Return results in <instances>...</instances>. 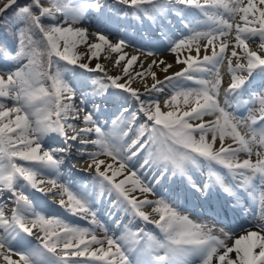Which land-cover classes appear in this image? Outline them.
<instances>
[{
    "label": "snow or ice",
    "instance_id": "6c2138e0",
    "mask_svg": "<svg viewBox=\"0 0 264 264\" xmlns=\"http://www.w3.org/2000/svg\"><path fill=\"white\" fill-rule=\"evenodd\" d=\"M191 9L208 29L173 39L169 16L184 20ZM92 15L102 28L79 26ZM133 21L155 26L163 50L176 54L173 63H143L125 50L126 39H110L112 28ZM233 28L229 51L221 38ZM0 32V98L15 101L0 103V264H264V0H0ZM202 47L211 52L201 59ZM45 56L48 71L41 70ZM101 58L120 73L108 75ZM225 61L231 78L221 104ZM174 65L181 67L169 74ZM76 69L83 71L69 82L65 71ZM145 73L152 83L142 92L132 83ZM165 87L174 92L168 107L182 98L190 110L162 111L151 94ZM108 101L120 105L111 127L100 119ZM74 153L88 161L79 169L88 182L79 187L58 182L62 167L75 168ZM194 171L205 181H195ZM214 191L224 194L215 205ZM241 193L258 211L249 212ZM49 194L59 196L58 209ZM190 197L208 207L194 214ZM105 201L111 224L97 211ZM68 215L89 226L69 223ZM244 215L251 219L241 221Z\"/></svg>",
    "mask_w": 264,
    "mask_h": 264
},
{
    "label": "bare ground",
    "instance_id": "6f19581e",
    "mask_svg": "<svg viewBox=\"0 0 264 264\" xmlns=\"http://www.w3.org/2000/svg\"><path fill=\"white\" fill-rule=\"evenodd\" d=\"M187 16L184 19L185 25H187V22L189 20H192V23L190 24L191 26H193V24H194V22L196 20H200L197 17L199 15H195V14L191 15L190 14L189 15L190 17H187ZM192 16H194V17H192ZM227 16H229V15L227 14ZM237 17L240 19L239 15H237ZM185 25L184 24H179V25H177L176 28H174V30H172L170 27H168V28L165 29V31H167L169 33V35L172 36V38H175V36L177 37L180 34H182V33H180L181 31L186 29ZM201 25H202V23H201ZM243 25L244 24H241V26H243ZM79 26H81V25H79ZM82 27L87 28L89 31H96L97 27H101L102 28V25L100 24V21L98 20L97 16L93 15L92 18H91V21L90 22H84V25H82ZM152 33H153L152 30H148L145 33L143 32L142 35L140 33H138V32H133L131 36H127V35L124 36L123 35L122 38L126 39L128 41V43H129V45H130L125 50L129 54H137L140 57L141 62H143V63H147V61L150 60V59H157V58L167 60L169 63H173L174 56H176V54L169 53V52H166V50H163L166 47V44L162 45V44L159 43V41H157V42L152 41L151 39L154 37V36H150V34L153 35ZM111 37H113V33L112 32H111V35H110V39L112 40ZM225 39H228V37L225 38ZM229 39H230L229 51H230L231 50V46L235 43V34H231L229 36ZM115 41L116 40H113V42H115ZM81 47H83V45H81ZM218 47H219V42H217V50H218ZM251 48L252 49H256L257 48V44H254ZM78 51H79V49H78ZM184 51H186V50H184ZM184 51L182 53H180V59H184L185 58ZM237 51H241V50L238 49ZM148 52H154L156 55H154L152 57H148L147 59H145V54L148 53ZM210 52H211L210 48L208 50V53H205L204 50H203L200 53V58H202L203 55H205V54H210ZM194 54L195 53L193 52V55ZM101 55L103 57L104 55H108V53L105 52V53H102ZM116 55L117 54H111V56H116ZM96 62L97 61L95 59H93L91 61L93 66L95 65ZM99 62L101 64L105 65L108 75H117V74L120 73V69L118 67H116L113 63L109 62L108 60H105V59L101 58ZM121 63H123V62H121ZM233 64H235V60H233ZM133 67L137 68V65H133ZM180 67H181L180 65H174V67L169 70V74L179 70ZM137 70H138V68H137ZM82 71L83 70L77 69L76 76H78L80 74V72H82ZM129 71H132V69H129ZM153 71L157 72V78L158 79H163L164 78L165 74L162 71L159 70V67L154 68ZM220 73H221V76H222V84H221V89H220V101H221V104H223L224 89L227 87V85L229 83V80L231 78L230 77V73L228 72V69H227V61H225L224 64H222L220 66ZM133 75L135 76V73H133ZM145 83L148 85L149 88L151 87L152 79H151V76L148 75L147 73H145L143 77H136V79L132 83V87L140 88L141 91L143 92L145 90L144 89V84ZM169 90H171V89L168 88V87H165V90H164L163 93H155V92H153L151 94V98L152 99H160V98L164 97L165 95L169 94ZM79 101H80V99L77 97L76 98V103H79ZM159 102H160V105H161V108H162L163 107L162 101L160 100ZM118 105H119V103L113 101L110 109H108V108H106L105 110L103 109V115H101L100 119H101L102 122L108 123L109 127H111L110 121L111 120H117L119 115H120V113L118 111V108H117ZM130 106L131 105H129V107ZM191 106L192 105H184L183 102L181 101V103L178 104V106H174V107H172L170 109L164 108L162 111L179 110V111L182 112V111H185V110H190ZM252 110H254L253 111L254 114L259 115V104L255 105L252 108ZM105 113H107V114H105ZM213 119H214L213 116H205V117H203L204 121H210V120H213ZM190 123H196V122L190 121ZM122 128H124V124H122V123L118 124V126L114 129L115 133L117 135H119L120 130ZM130 136H132V133H129V137ZM125 139H127V137ZM227 143H230V141L226 140L225 144H227ZM233 147H236V145L233 144ZM88 150L92 151L91 148H89ZM73 155H74V159H73L72 163L75 164V168H73L71 171H69L67 168L62 167L61 171L63 173H65V176L63 178L66 181L67 180H75V179H77L80 185L81 184H87L86 183V181H87V173L79 170L81 168L87 167V163H88L87 158L86 157L77 156L75 153ZM100 158H104V157H100ZM243 158H246V155L241 153V159H243ZM253 159H255V157H253ZM82 160L84 161V163H79L78 162V161H82ZM195 174H196V175H194L195 181H197L199 183H202L203 182L202 173L199 172V171H195ZM58 199H59V196L53 197L51 194H49V196L46 198L47 202L48 201H53L54 203H56V201H58ZM189 203L190 202H189V199H188L187 204H189ZM8 207H9V205H8ZM106 217H107V215H106ZM69 219L71 220V222H74L73 218H69ZM106 219H108V222H111V220L109 218H106ZM96 232H97L98 236L99 235H103V232L100 229H97Z\"/></svg>",
    "mask_w": 264,
    "mask_h": 264
},
{
    "label": "rangeland",
    "instance_id": "374dc122",
    "mask_svg": "<svg viewBox=\"0 0 264 264\" xmlns=\"http://www.w3.org/2000/svg\"><path fill=\"white\" fill-rule=\"evenodd\" d=\"M202 2V1H201ZM108 3L111 5L112 3H114V0H109L108 1ZM221 11H223V10H221ZM186 12H188V10H186ZM224 14V16H225V18L226 19H228L229 20V22L230 23H233V24H244V22L241 20V19H239L237 16L236 17H231V16H227V14L226 13H223ZM93 16V15H92ZM92 16H89L86 20H84L83 21V23H82V25H84V22H90L91 21V18H92ZM202 19H203V17H202ZM201 19V20H202ZM168 24L169 25H171V26H176V24H175V21H173L172 19H170L169 18V20H168ZM81 25V26H82ZM204 26L205 25H201V26H198L197 25V23H195L194 25H193V28H196L197 30H204ZM130 27V26H129ZM129 27H123V28H119V29H117V28H112L111 29V32L113 33V37H111L112 38V40H117V39H119V38H122V36L124 35V36H131L132 35V33L134 32V28L133 27H131V28H129ZM143 27H145V28H141V30H140V34L142 35L143 34V32L145 33V31H147V30H149V28L148 27H150L148 24L146 25L145 23H143ZM155 26L153 25V28H154ZM188 28H191V26H189ZM188 34V33H187ZM231 34H235V28H233V30H232V33ZM121 35V36H120ZM186 35V34H185ZM150 36H154L151 40L152 41H155V42H157V40H156V36L157 35H150ZM181 36H184V34H180L179 36H177V37H181ZM175 38H176V36H175ZM175 38H173V39H175ZM221 39H225L224 37H222ZM228 41H229V45H230V39H229V37H228V39H227ZM204 43H206V42H204V41H202L201 42V45H203ZM254 45V43H250V48L252 47ZM203 51V47L201 48V52ZM166 52H169V53H172V52H170V51H166ZM183 52V51H182ZM181 52V53H182ZM193 52L195 53V49H194V47H193ZM175 54V53H174ZM202 59V58H201ZM55 66H56V64L54 63L53 64V66H52V68L54 69L55 68ZM42 71H48V69L46 68V70L45 69H43L42 68ZM76 74H77V69L75 70V72H73V71H71V70H67L66 71V79L69 81V82H71V81H73L74 79H75V77H76ZM98 74V75H97ZM93 76H95L96 78H98V79H106V77L104 76V74L103 73H95V74H93ZM48 85H50V81H48L47 82V84H46V86H48ZM174 94V92L172 91V90H169V94H167V95H165L164 97H162V98H160L159 99V101L161 100L162 101V105H163V107L161 108L162 110L164 109V108H166V109H170V108H172V107H174V106H178V104H180L181 103V101H182V98H179L178 99V102H176L175 104H173V106L172 107H168L167 106V104L165 103V101L167 100V101H171V95H173ZM77 97L80 99L81 97L79 96V94L77 95ZM0 103H4L5 104V106L6 107H12V106H14L15 105V101H12V100H10V99H8V98H0ZM111 103H106L104 106H103V109L105 110V107H108V108H110L111 107ZM119 107H120V105H118V109H119ZM58 182H60V183H65V181L60 177L59 178V181ZM10 206H12L11 204H9V207Z\"/></svg>",
    "mask_w": 264,
    "mask_h": 264
},
{
    "label": "trees",
    "instance_id": "16d2710c",
    "mask_svg": "<svg viewBox=\"0 0 264 264\" xmlns=\"http://www.w3.org/2000/svg\"><path fill=\"white\" fill-rule=\"evenodd\" d=\"M3 37H4V33L0 32V38H3ZM53 59L55 60L56 58L54 57ZM41 64H42L41 70L42 68L43 69L47 68V57L46 56L42 58Z\"/></svg>",
    "mask_w": 264,
    "mask_h": 264
}]
</instances>
